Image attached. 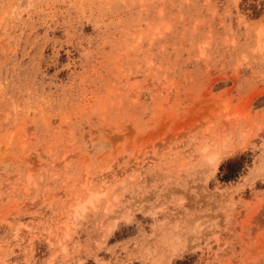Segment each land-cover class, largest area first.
I'll return each instance as SVG.
<instances>
[{
	"label": "rangeland",
	"instance_id": "374dc122",
	"mask_svg": "<svg viewBox=\"0 0 264 264\" xmlns=\"http://www.w3.org/2000/svg\"><path fill=\"white\" fill-rule=\"evenodd\" d=\"M0 264H264V0H0Z\"/></svg>",
	"mask_w": 264,
	"mask_h": 264
},
{
	"label": "trees",
	"instance_id": "16d2710c",
	"mask_svg": "<svg viewBox=\"0 0 264 264\" xmlns=\"http://www.w3.org/2000/svg\"><path fill=\"white\" fill-rule=\"evenodd\" d=\"M230 164H232V165H235L236 164V169H232V170H230V171H227L224 175H223V179H226V180H230V179H232V178H234V177H236L237 176V173L240 171V169H241V164L239 163L238 165H237V161H229L228 163H227V165H230Z\"/></svg>",
	"mask_w": 264,
	"mask_h": 264
},
{
	"label": "bare ground",
	"instance_id": "6f19581e",
	"mask_svg": "<svg viewBox=\"0 0 264 264\" xmlns=\"http://www.w3.org/2000/svg\"><path fill=\"white\" fill-rule=\"evenodd\" d=\"M218 157L217 156H215L211 161L214 163V164H217L218 163ZM105 177V176H104ZM108 178V177H107ZM106 182H107V179L105 178V184H106ZM107 183H109V182H107Z\"/></svg>",
	"mask_w": 264,
	"mask_h": 264
}]
</instances>
